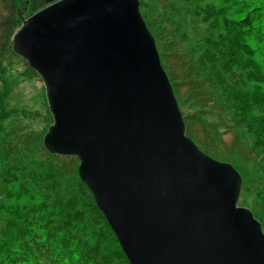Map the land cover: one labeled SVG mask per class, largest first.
I'll list each match as a JSON object with an SVG mask.
<instances>
[{"label":"water","instance_id":"obj_1","mask_svg":"<svg viewBox=\"0 0 264 264\" xmlns=\"http://www.w3.org/2000/svg\"><path fill=\"white\" fill-rule=\"evenodd\" d=\"M50 1V0H49ZM41 79L49 154L77 174L129 264H264L242 180L201 151L138 0H57L11 39Z\"/></svg>","mask_w":264,"mask_h":264},{"label":"rangeland","instance_id":"obj_2","mask_svg":"<svg viewBox=\"0 0 264 264\" xmlns=\"http://www.w3.org/2000/svg\"><path fill=\"white\" fill-rule=\"evenodd\" d=\"M54 1L0 0V264L29 233L51 238L71 264H129L78 159L44 149L52 117L42 82L11 49L22 21ZM138 1L188 137L237 171V204L264 232V0Z\"/></svg>","mask_w":264,"mask_h":264},{"label":"trees","instance_id":"obj_3","mask_svg":"<svg viewBox=\"0 0 264 264\" xmlns=\"http://www.w3.org/2000/svg\"><path fill=\"white\" fill-rule=\"evenodd\" d=\"M192 92H196L197 87L193 86L191 80L187 83ZM174 94L178 92V86L171 84ZM186 125V135L190 136L191 131L189 129L187 119L183 117ZM23 229H19L18 232H22ZM30 237L28 240V245L24 244L19 252L16 251V246L7 250L8 254L5 260L7 264H71L68 261H64V252L58 251V248L55 244H51V238L47 236L40 237L36 234L29 233ZM62 252V253H61ZM2 261V260H1Z\"/></svg>","mask_w":264,"mask_h":264}]
</instances>
